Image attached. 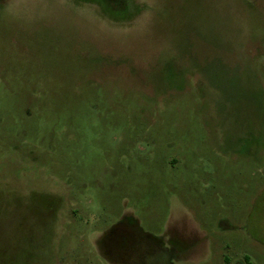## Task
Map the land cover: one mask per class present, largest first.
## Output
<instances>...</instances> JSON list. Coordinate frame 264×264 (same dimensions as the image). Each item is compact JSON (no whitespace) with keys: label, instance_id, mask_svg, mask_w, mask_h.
I'll list each match as a JSON object with an SVG mask.
<instances>
[{"label":"rangeland","instance_id":"1","mask_svg":"<svg viewBox=\"0 0 264 264\" xmlns=\"http://www.w3.org/2000/svg\"><path fill=\"white\" fill-rule=\"evenodd\" d=\"M128 1L0 0V264H264V0Z\"/></svg>","mask_w":264,"mask_h":264},{"label":"trees","instance_id":"2","mask_svg":"<svg viewBox=\"0 0 264 264\" xmlns=\"http://www.w3.org/2000/svg\"><path fill=\"white\" fill-rule=\"evenodd\" d=\"M123 2H122V4H120V8H126L127 10L128 9L131 10V8L129 7V1L128 0H123ZM110 5L113 6V7L116 6V5L111 4V3H110ZM130 13H131V11H130ZM129 233H130V231L127 234L129 235ZM150 237H151V239H149V240L151 242L154 241V243H152V244H155L156 243L158 245V247H159V248H157V247L153 246L152 251H154V249H156V248L157 249L153 253L150 251V256L151 257H152V255L154 256L155 253L159 251L158 254H162L161 255V259H160L161 260V263L160 264H172V261L175 260V258L178 257V254H179V250L178 249H180V248L178 246H175V245L172 246L174 248H171V249L170 248H167L163 244L162 240H160V239H158L156 237H153V236H150ZM176 248H178V249H176ZM128 264H131V263H128ZM145 264H147V263H145Z\"/></svg>","mask_w":264,"mask_h":264},{"label":"flooded vegetation","instance_id":"3","mask_svg":"<svg viewBox=\"0 0 264 264\" xmlns=\"http://www.w3.org/2000/svg\"><path fill=\"white\" fill-rule=\"evenodd\" d=\"M104 1H109V3L114 4V5L121 4L122 2V0H104ZM130 233L132 234V232Z\"/></svg>","mask_w":264,"mask_h":264}]
</instances>
